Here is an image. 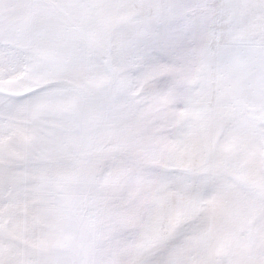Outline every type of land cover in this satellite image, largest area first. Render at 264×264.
<instances>
[{
    "label": "snow or ice",
    "instance_id": "snow-or-ice-1",
    "mask_svg": "<svg viewBox=\"0 0 264 264\" xmlns=\"http://www.w3.org/2000/svg\"><path fill=\"white\" fill-rule=\"evenodd\" d=\"M0 264H264V0H0Z\"/></svg>",
    "mask_w": 264,
    "mask_h": 264
}]
</instances>
